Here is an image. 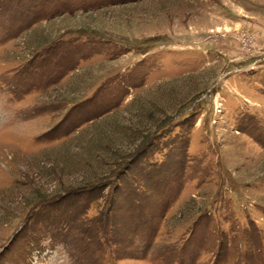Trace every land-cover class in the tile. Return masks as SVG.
<instances>
[{"label":"rangeland","instance_id":"rangeland-1","mask_svg":"<svg viewBox=\"0 0 264 264\" xmlns=\"http://www.w3.org/2000/svg\"><path fill=\"white\" fill-rule=\"evenodd\" d=\"M0 264H264V0H0Z\"/></svg>","mask_w":264,"mask_h":264}]
</instances>
